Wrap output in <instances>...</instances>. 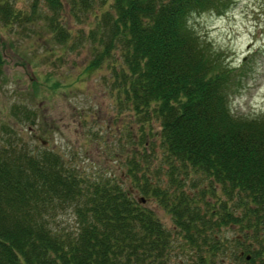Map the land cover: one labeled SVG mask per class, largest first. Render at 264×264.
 Here are the masks:
<instances>
[{
  "label": "trees",
  "instance_id": "obj_1",
  "mask_svg": "<svg viewBox=\"0 0 264 264\" xmlns=\"http://www.w3.org/2000/svg\"><path fill=\"white\" fill-rule=\"evenodd\" d=\"M12 1L0 0L4 24L41 18L51 39L64 43L67 15L79 20L97 0H32L28 13ZM98 1L94 26L78 31L79 42H90L86 68L110 59L121 107L139 129L158 121L164 169L157 171L168 182L152 181L146 157L135 154L125 163L126 186L119 176L84 174L2 125L0 264H168L178 250L188 252L190 263L182 264H264V116L232 114L234 71L186 24L191 13L224 12L234 0ZM12 116L34 124L26 108ZM190 172L201 179L185 191ZM65 208L74 217L71 231L50 225ZM158 209L169 215L170 229ZM222 226L235 236L221 235Z\"/></svg>",
  "mask_w": 264,
  "mask_h": 264
},
{
  "label": "rangeland",
  "instance_id": "obj_2",
  "mask_svg": "<svg viewBox=\"0 0 264 264\" xmlns=\"http://www.w3.org/2000/svg\"><path fill=\"white\" fill-rule=\"evenodd\" d=\"M12 2L28 13L32 0ZM38 3L42 4L41 0ZM99 4L97 0L94 9L79 20L67 15L68 39L64 43L51 39V31L41 18L10 25L0 20V128L8 125L11 136L21 138L31 148L44 147L59 154L84 174L119 176L123 186L128 184L127 178L122 177L127 159H132L133 154L138 158L145 156L149 178L164 185L168 176L157 171L160 166L164 169L155 135L158 121L152 118L143 130L139 129L132 112L121 107L110 59L93 70L86 68L91 59L90 42H79L78 31L86 32L94 26V11ZM63 6L60 21L67 14V6ZM186 24L217 50L234 71L229 97L232 114L264 116V0H234L224 12L191 13ZM17 108H26L35 118L34 124L16 123L12 113ZM144 132L147 138L140 142ZM3 133L0 130L4 138L7 134ZM130 135L133 141L129 140ZM192 179L201 178L190 172L182 181L185 191ZM146 205L153 207L154 201L150 198ZM157 216L167 229L172 227L165 211L158 209ZM50 225L73 230L71 209L58 210ZM236 231L227 226L220 229L227 238L235 236ZM231 246L228 244V250ZM228 250L223 254L226 260H230ZM221 257L218 255V259ZM182 263H190L188 252L178 250L171 254L168 264Z\"/></svg>",
  "mask_w": 264,
  "mask_h": 264
}]
</instances>
